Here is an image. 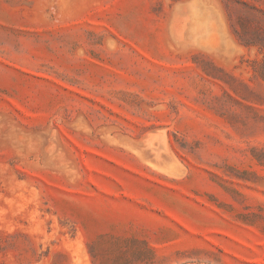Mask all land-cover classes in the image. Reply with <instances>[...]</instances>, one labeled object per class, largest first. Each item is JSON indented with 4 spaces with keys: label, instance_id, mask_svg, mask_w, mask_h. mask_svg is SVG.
<instances>
[{
    "label": "rangeland",
    "instance_id": "obj_1",
    "mask_svg": "<svg viewBox=\"0 0 264 264\" xmlns=\"http://www.w3.org/2000/svg\"><path fill=\"white\" fill-rule=\"evenodd\" d=\"M0 264H264V0H0Z\"/></svg>",
    "mask_w": 264,
    "mask_h": 264
}]
</instances>
